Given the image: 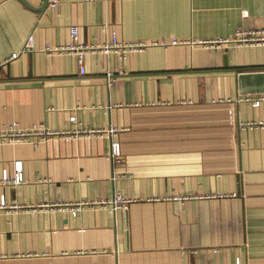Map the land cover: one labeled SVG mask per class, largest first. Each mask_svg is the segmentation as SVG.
I'll use <instances>...</instances> for the list:
<instances>
[{
  "label": "crops",
  "instance_id": "0c3cea01",
  "mask_svg": "<svg viewBox=\"0 0 264 264\" xmlns=\"http://www.w3.org/2000/svg\"><path fill=\"white\" fill-rule=\"evenodd\" d=\"M26 1L0 0V130L112 127L121 158L105 136L0 141V196L24 205L0 208V264H264V127H239L264 99L239 101L237 81L264 72V42L203 44L264 29V0ZM71 26L81 45H141L87 52L80 75L47 49ZM18 161L22 182L2 183ZM116 193L133 201L53 205Z\"/></svg>",
  "mask_w": 264,
  "mask_h": 264
},
{
  "label": "built area",
  "instance_id": "2783aa9c",
  "mask_svg": "<svg viewBox=\"0 0 264 264\" xmlns=\"http://www.w3.org/2000/svg\"><path fill=\"white\" fill-rule=\"evenodd\" d=\"M48 4L51 8H57L59 5V0H48ZM264 42V29H248V30H237L233 36L226 38H218L209 42H204L203 44L209 46H220L222 44H239V45H252ZM172 44H177L179 41L172 40ZM141 44L137 43H121L118 41L116 34L113 33L109 42H105L101 44V46H93V45H81L78 42V28L77 26L70 27V43L67 46H60L55 48H47L48 51H62L67 52L69 54H73L76 57V63L78 67V73L80 75H84L86 73L85 64H84V55L87 52H96L100 51L105 54H108L112 51H117L120 60H124L128 51L133 50L134 48L140 46ZM18 54L13 53L10 56V59L16 58ZM106 77L108 82L111 83L112 74L111 72L106 73ZM264 99L263 96L258 98H252L250 95H245L242 98H238L239 101H251L254 105L259 103V100ZM71 121H75V116H72ZM239 127L242 129H251L255 127H264V122H240ZM117 133L112 127L108 128H96V129H84V128H76L73 131H58V130H49L44 126L31 128L27 130H22L17 128L14 125H10L2 130H0V141H5L8 143H19L25 141H44L47 142L54 137H70V136H105L109 139V148H110V159L119 163L121 158L120 144L117 140L113 138V136ZM34 142V141H33ZM23 180L22 175V166L21 162H16L15 165V175L11 177L7 171V169L2 170V183L8 184H19ZM133 200L124 197L121 194H114L113 197L98 200L96 202H75V203H65V204H53L58 207L64 206L68 207L72 214L78 213L84 206L87 205H99L102 207H106L109 210L115 212L120 209H125L129 203ZM52 205V204H51ZM24 205L11 204L7 205L5 201V196H0V208H9V209H19L23 208Z\"/></svg>",
  "mask_w": 264,
  "mask_h": 264
},
{
  "label": "water",
  "instance_id": "95a60500",
  "mask_svg": "<svg viewBox=\"0 0 264 264\" xmlns=\"http://www.w3.org/2000/svg\"><path fill=\"white\" fill-rule=\"evenodd\" d=\"M29 6L26 0H19ZM43 9L48 4V0H43ZM41 9V11L43 10ZM238 89L241 94H264V72H238L237 76Z\"/></svg>",
  "mask_w": 264,
  "mask_h": 264
}]
</instances>
